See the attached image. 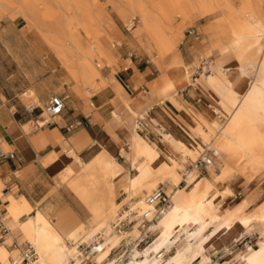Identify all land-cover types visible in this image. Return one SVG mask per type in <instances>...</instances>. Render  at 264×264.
<instances>
[{"label":"bare ground","instance_id":"6f19581e","mask_svg":"<svg viewBox=\"0 0 264 264\" xmlns=\"http://www.w3.org/2000/svg\"><path fill=\"white\" fill-rule=\"evenodd\" d=\"M109 1L132 34L129 48H140L162 70L149 90L154 93L163 88L174 94L188 86L211 90L217 104L223 106V111L215 109L214 113L226 121L206 119L205 124L200 123L183 105L169 98L183 112L177 119L187 137L197 141L198 146L192 148L177 130L162 132L161 147L169 149L164 160L157 144L146 141L137 131V118H146L150 109H142L138 102L135 108L133 98L124 96L115 74L103 73L105 67H113L117 59L124 57L118 56L116 49L123 46L121 35L99 0H0V21L5 17H21L29 28L36 29L90 98L108 91L112 102H122L124 110L113 111L107 129L112 132L117 123L126 126L121 156L137 172L133 176L131 169L118 162L108 147H103L89 161L81 160L74 149L67 152L80 167H68L60 175L58 184L67 185L87 206L92 214L88 222L80 221L71 210L58 213L56 221L39 211L23 221L21 216L30 214L32 207L24 197L16 200L8 194L10 229L19 231L35 252L25 264H70L76 259L73 245L80 238L90 241L99 231L105 232L106 241L100 245L97 261L112 264L108 257L119 243V237L109 234L110 229H107L111 216L143 190L154 191L162 183L173 193V208L152 225V229L160 231V236L145 250L135 251L133 264H193L199 258L200 264H209L212 259L208 246L238 228L243 229V234L259 231V248L247 247L237 256L240 261L234 259L230 264H264V201L249 212L250 202L232 207L223 205L234 195L225 187L229 180L243 176L250 183L264 174V50L257 63L249 61V45L259 47L264 38L263 0H241L239 4L235 0ZM205 17L214 19L212 30L221 53H231L241 63L239 72L243 81L240 84L235 85L234 77L228 74L230 69L218 64L210 67V72L204 68L199 72L200 80H194L189 68H179L177 56L166 60L177 50L184 26L194 25ZM179 19L181 24H178ZM79 30L89 39L90 48L81 44L76 35ZM210 52L206 50L205 54ZM34 95L31 89L23 98L31 99ZM37 105L40 104L34 99L27 107L31 110ZM149 118L159 123L155 117ZM48 121L50 117L45 112L38 125ZM2 145L5 151L10 149L6 141ZM204 148L205 151L200 152ZM201 158L210 160L208 168L215 169L216 173L213 178L199 174L196 162ZM222 159L224 166L218 168ZM188 160L192 161L193 168L184 167ZM121 191L127 193L122 203L117 202ZM177 243L179 247L174 248ZM7 244V240L0 243V264H21L24 255L20 249L14 250L19 255L11 257ZM166 245L169 252L175 250L169 260H163L161 254ZM182 246L184 248H180ZM76 262L79 264L78 259Z\"/></svg>","mask_w":264,"mask_h":264},{"label":"crops","instance_id":"0c3cea01","mask_svg":"<svg viewBox=\"0 0 264 264\" xmlns=\"http://www.w3.org/2000/svg\"><path fill=\"white\" fill-rule=\"evenodd\" d=\"M6 36L7 33L2 34L0 45L8 52L6 56L12 59V63L17 66V71L8 73L0 70V143L6 141L15 157L0 160V182L6 185L3 196H0V211L2 212L5 207L8 211L7 199L8 194H11L16 200L24 197L32 207L30 214H24L23 217L35 215L39 211L53 221L50 216L55 215V219H58V213L71 210L80 221L88 222L92 214L87 206L71 192L67 185L58 184L60 175L68 167L72 166L76 169L80 167L79 162L66 153L74 149L81 160L89 161L103 147H108L115 156L118 152L121 156V149L125 145L123 139L126 137L123 133L126 131V126L122 123L114 124L111 132L107 129V124L113 119V111L124 110V106L119 100L112 102V96L108 91L98 93L89 99L84 89L72 78L59 58L39 39L25 37L29 45L20 44L17 47L12 42H7ZM173 56L179 58L181 70L186 67L185 62L195 61L192 46L175 52ZM223 60L225 59L221 57L218 62L221 64ZM127 61V58H123L118 64L115 79L128 98H133L135 108L140 104L141 107L143 106L142 109H150L146 117L149 121L148 127L143 133H139L156 143L162 152V158L166 160L169 149L161 147L162 132L170 133L171 129H174L185 136L187 141L191 140L177 119L183 112L169 98L173 97L175 102L183 105L188 112L196 113L197 111L200 116L196 117L200 123V120L206 121L205 115L211 113L213 101L216 100L211 90L204 91L196 86H188L176 94L163 88L152 93L149 88L159 75L152 71L149 62L134 56L130 63ZM63 70L66 75H63ZM234 79L236 80L235 77ZM31 89L35 97L30 100L36 99L40 104L37 105L39 114H35L36 116H34L36 112L29 113L20 100L21 95ZM54 95L62 96L66 100V109L63 114L56 117L58 120L50 119L51 125L39 128V131L32 134H26L25 127L39 122L42 118L39 117L41 108H44ZM149 116L158 119L159 123H153ZM17 140L20 142L18 143ZM204 176L213 178L211 174ZM14 187L17 188L16 193H13ZM225 187L234 193L232 197L224 201L223 205L226 207L246 201L250 202L247 209L249 212L264 201V174L258 175L250 183L243 176H237L229 180ZM146 192L143 190L141 193L145 195ZM126 195L127 193L121 191L117 196V202H122ZM242 231V228H238L226 237L223 236L212 242L208 246V253L212 259L209 264H230L234 262V259L239 262L237 257L239 251L236 247L240 245L242 248L249 247L251 238L256 240L258 247L259 233L251 236L249 233L243 234ZM196 261L200 264L201 258Z\"/></svg>","mask_w":264,"mask_h":264},{"label":"rangeland","instance_id":"374dc122","mask_svg":"<svg viewBox=\"0 0 264 264\" xmlns=\"http://www.w3.org/2000/svg\"><path fill=\"white\" fill-rule=\"evenodd\" d=\"M99 2L101 4V6L110 14L111 18L115 22V25H116V28H117L118 32L121 35V38H122V41H123V46L122 47H118V46L116 47V49L118 51L117 55L118 56L120 55V56H122L124 58H127L128 59V61H127L128 63L131 62L133 56L134 57H138V59H140V58L145 59V60H147L149 62V65L151 66L152 71H154V73L156 75H160L161 74V70L159 69L158 66H156L154 64V62L152 61V58L148 54H146L140 48H136V49H130L129 48V42L132 39V34H131L130 31H128V28L125 26V24L120 19V17L117 15V13L114 11L111 2L109 0H99ZM235 2L237 4H239L241 2V0H235ZM263 7H264V0H263V3H262V9H263ZM263 11H264V9H263ZM255 20L256 19H254V18L252 19L253 22H255ZM213 22H214L213 18L205 17L204 19L198 21L194 25H192L190 23H187L184 26L182 40H181V42H180V44H179V46H178V48H177V50L175 52L180 51V50L188 49L190 46L193 47V55H195V61L193 63L185 62L186 67H183L184 69L185 68H189L190 73L192 75V79L200 80L202 75L201 74L197 75L195 73V71H196L195 67L196 66H202L201 62H203V61H208L209 64H210V67L215 68L217 66V64H218L221 67H225L227 69H230L228 74L230 76L232 75L233 77L236 78L235 85H237V84H239L240 82L243 81V77L241 76V74L239 72V67H240L241 63L238 62V60L236 59V57L233 54H231V53H226V54L221 53L220 48L216 45L215 33L212 30ZM181 23H182V20L179 19L178 20V24H181ZM3 33H7V36H6L8 38L7 42H12V44H15L17 47H19L20 44L21 45L23 44L24 46H28L29 43L26 41L28 37L30 39L37 38V39H39V41H42L43 43H45V41H44L43 37L41 36V34L36 29L29 28V26L26 23V21L23 18H21V17H18L16 19H11L10 17H8V18L5 17L4 19H2L0 21V38L2 37ZM76 35L79 38L81 44L85 48L88 49V48L91 47L90 41H89V39L87 38V36L85 35V33L83 31H81V30L77 31ZM25 37H27V38L25 39ZM45 45L47 46L46 43H45ZM48 49H49V47H48ZM206 50H210L211 52L209 54H203L202 55L201 52H206ZM263 50H264V38L262 39L261 45L259 47H255L253 45H249V61H253V62L257 63L259 61V59L262 57V51ZM49 51H50V49H49ZM131 52H132V54H131ZM7 53L8 52L5 50V48L0 45V70H3L4 72H8V73L17 71V66L12 63V59L7 58V56H6ZM174 53L169 55V57L166 60L169 61L173 57ZM221 57H223L225 60H223L224 62L220 64L218 62V60ZM121 60L122 59H117L116 63L113 64V67H110V68L105 67L104 70H103V73L106 76L109 75V74L114 75L116 73V71H117V67H115V66H118V64L121 62ZM63 75H66L64 70H63ZM65 83H67V82L65 81ZM67 84L71 87V85L69 83H67ZM124 96L128 97L125 93H124ZM25 97L23 98V95H21L20 100L27 107V105L32 100L26 99ZM88 98L90 99L89 96H88ZM213 108H212L211 113L209 115H205V118L207 119V121H212L213 119H215V120L217 119L220 122L224 123L226 121V119L224 117L220 118L219 115H217V114H215L213 112V110H215V109H219V110L223 111V106L222 105H218L216 101H213ZM35 114H39V112L36 111V113H34V116H36ZM191 114H192L191 116L195 117V118H196V116L197 117L200 116V114L197 111H196V113L193 112ZM51 120L55 121V120H58V119L55 118V119H51ZM34 121H35V118H34ZM200 121L202 122V120H200ZM202 123L205 124L206 122L204 121ZM24 130H25L26 134H32V133L36 132L37 130L39 131L40 129L35 125V123H33V124L29 125ZM138 133H139V131H138ZM140 135L142 137H144V139L146 141L153 143L150 139H146L147 137L145 138L144 135H142V134H140ZM187 142L189 143V145L192 148L194 146H198V142L197 141L190 140V141H187ZM203 142H206V141L203 140ZM0 146H3L2 143H0ZM205 149L206 148H204V150L203 149L200 150V152L205 151ZM7 150L10 151L11 149H7ZM66 154L68 155V153H66ZM178 157H179V155H178ZM116 158H117L118 162H120L122 165H124L127 169H131L129 162L124 157H121L119 152L116 155ZM190 165H192V161L188 160L185 163L184 167L185 168H189ZM217 166H218V168H220L221 166H224V159H222L221 163H218ZM184 169H182L180 171L181 174L183 173ZM132 170L133 169H131V174L133 176H135L137 172H136V170H134V171H132ZM207 174L208 175L211 174V176H215L216 175L215 169H213V170L210 169V172L207 173ZM5 187H6L5 183L2 184L0 182V196H3ZM190 188H191V186L188 189H190ZM152 191L153 190H151L149 192L147 191L145 195L143 193H141V194L138 195V197L139 196H143V195L146 196L147 194L152 193ZM16 192H17V188L14 187L13 193H16ZM12 198H13V196H12ZM3 212L6 213L4 215V218H3L4 219V223H5V225L8 228H10L9 219H8L9 214H8V211H7V207L4 208ZM116 213L113 216H111V218L109 220V226L107 227V229H110L109 230V234L118 236L119 237V242H120L121 237L119 235H117L116 233H114L113 231H111L112 230L111 223H112L114 217L116 216ZM28 217H23V215H22L21 216V220L24 221ZM50 217H51V219L53 221L57 220V219H55L56 218L55 215L54 216H50ZM153 230L156 231V233L158 234V237H159L160 236V231L158 229H154V228H153ZM139 232H140L139 225H136L133 228V230H132V235H138ZM247 233H249V235H251V236L254 235L255 233H259V235H260L259 231L252 232L251 234H250V232H247ZM22 238H23V236L21 235V233L19 231L12 230L11 231V235L6 237V239H1L0 238V243L5 242L6 240L8 241L7 245H9V249H10V252H11V257H13L14 254L15 255L16 254L19 255V253H16V251H14V250H16V248L11 247V245L13 244L14 241H18L19 244H23V246L19 248L20 249V253H23V250L26 248L25 246H27V243L25 242V239H22ZM250 240H251V242L249 243V246H254L255 248H259V241H258V247H257L256 240H254L252 238L249 239V241ZM87 242H89V241H87ZM179 243H177L174 246V248H176V247L178 248L179 247ZM168 247H169V245H166V247L163 249V251L161 253V254H163V260H169L175 254V250H173L172 252H169L168 251ZM180 248H184V246H182ZM246 248L247 247L242 248V245L237 246L236 249L239 251L237 253H240L242 250H245ZM137 251H140V250H136V252ZM111 262H112V259H111ZM198 262L199 261H196L193 264H197Z\"/></svg>","mask_w":264,"mask_h":264},{"label":"built area","instance_id":"2783aa9c","mask_svg":"<svg viewBox=\"0 0 264 264\" xmlns=\"http://www.w3.org/2000/svg\"><path fill=\"white\" fill-rule=\"evenodd\" d=\"M204 68L207 72H210V64L208 61H203L202 66L196 68L195 73L203 71ZM38 109V106L33 109L27 107L29 113H34ZM66 109V100L62 96H52L45 105V108H41L42 117L47 112L50 119L63 114ZM38 128H42L52 124V121L45 123L44 125H38ZM149 121L146 118L139 117L136 121L137 130L140 133L148 127ZM1 140V138H0ZM208 154H212L211 151H207ZM15 157L12 151H5L0 147V160L13 159ZM210 160L206 161L203 158L196 162L200 175H205L209 172ZM194 165H190L189 168H193ZM188 168V169H189ZM182 184H185L182 183ZM122 203V202H121ZM145 206V208H144ZM173 208V193L169 190L167 184L162 183L151 194H147L144 198L133 197L126 204L122 205L114 217L111 226L112 231L121 237L119 244L113 247L110 251L108 258L112 259V264H133L134 253L136 250H144L154 243L158 234L152 229V225L157 223L166 213ZM4 213L0 211V238L6 239L11 234V229L4 223ZM139 225L140 232L138 235H132L133 228ZM106 241V234L103 231L95 233L89 242H85L80 238L73 246L76 248V259L79 260V264H105L97 261V256L100 252V245ZM23 244H19L18 241H14L11 247L19 249ZM23 250L24 259L21 264L28 263L30 256L34 257L35 252L29 244L25 246ZM76 259H72L70 264H77ZM14 264H16L14 262Z\"/></svg>","mask_w":264,"mask_h":264}]
</instances>
